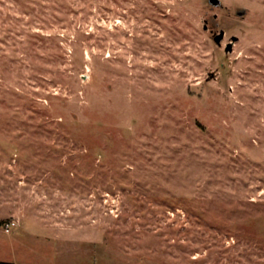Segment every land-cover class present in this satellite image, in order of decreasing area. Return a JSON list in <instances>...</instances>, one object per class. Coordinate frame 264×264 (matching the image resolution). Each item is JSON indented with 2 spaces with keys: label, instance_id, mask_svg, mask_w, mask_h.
<instances>
[{
  "label": "rangeland",
  "instance_id": "374dc122",
  "mask_svg": "<svg viewBox=\"0 0 264 264\" xmlns=\"http://www.w3.org/2000/svg\"><path fill=\"white\" fill-rule=\"evenodd\" d=\"M0 264H264V0H0Z\"/></svg>",
  "mask_w": 264,
  "mask_h": 264
},
{
  "label": "water",
  "instance_id": "95a60500",
  "mask_svg": "<svg viewBox=\"0 0 264 264\" xmlns=\"http://www.w3.org/2000/svg\"><path fill=\"white\" fill-rule=\"evenodd\" d=\"M214 3H219V1L220 0H212ZM223 37H224V31H221V33L220 34H218L217 36H216V40L218 41V42H220L222 39H223ZM234 40H236L237 39V37H234L233 38ZM228 50H231L232 49V43H230L229 45H228V48H227Z\"/></svg>",
  "mask_w": 264,
  "mask_h": 264
},
{
  "label": "built area",
  "instance_id": "2783aa9c",
  "mask_svg": "<svg viewBox=\"0 0 264 264\" xmlns=\"http://www.w3.org/2000/svg\"><path fill=\"white\" fill-rule=\"evenodd\" d=\"M16 224V222L13 220V221H8L6 224H5V229L7 231H9L14 225Z\"/></svg>",
  "mask_w": 264,
  "mask_h": 264
}]
</instances>
